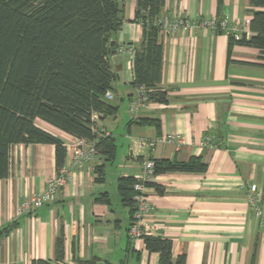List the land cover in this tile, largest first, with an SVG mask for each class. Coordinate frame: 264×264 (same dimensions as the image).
Wrapping results in <instances>:
<instances>
[{"label":"crops","instance_id":"0c3cea01","mask_svg":"<svg viewBox=\"0 0 264 264\" xmlns=\"http://www.w3.org/2000/svg\"><path fill=\"white\" fill-rule=\"evenodd\" d=\"M250 1L166 0L163 17L189 20L162 39L160 87L167 100H148L134 110L132 103L141 95L133 85L134 53L118 63L110 54L117 77L109 100L118 111L99 118L96 127L114 139L115 154L108 160L97 152L71 166L66 185L50 202L19 215L18 207L43 191L59 170L55 145L12 146L9 175L0 178V264L54 261L59 236L61 264H85L94 257L100 264H159L160 254L130 235L134 216L122 201L118 181L140 175L148 161L187 162L194 156L207 164L204 172L154 175L147 194L149 234L171 239L174 259L184 254L186 264H264V233L247 198L249 186L257 184L264 205V59L259 48L237 43L229 57V35L203 25L219 17L251 34ZM121 6L123 23L112 37L114 50L121 45L135 49L143 36L136 0H122ZM54 133L66 144L63 167L68 166L75 139ZM170 134L184 142L166 141ZM206 137L211 143L204 145ZM144 140L156 143L142 146Z\"/></svg>","mask_w":264,"mask_h":264},{"label":"trees","instance_id":"16d2710c","mask_svg":"<svg viewBox=\"0 0 264 264\" xmlns=\"http://www.w3.org/2000/svg\"><path fill=\"white\" fill-rule=\"evenodd\" d=\"M121 2L0 0V178L9 175L11 148L20 143L55 145L56 166L60 171L67 147L54 130L87 139L108 160L113 157L115 141L97 129L93 114L103 118L118 111V106L109 100L117 77L110 54L117 47L112 37L123 23ZM250 2L254 7L252 33L245 31L240 38L228 34L229 57L237 43L259 48L264 59V0ZM165 3L166 0H136L135 13L143 26V36L134 49L133 85L144 87L148 100L160 102L167 100L160 87L162 39L166 32L158 21L164 19ZM96 169L99 178L103 165ZM206 169L207 164L198 156L187 162L166 159L154 162V175ZM136 182V176H122L118 181L122 201L130 207L132 216L137 208ZM146 184L155 185L153 181ZM142 238L149 251L160 254L159 264H186L184 254L174 259L171 239L152 234H144ZM56 252L54 261L40 260L36 264H61L62 236L57 238ZM85 264H100V260L94 257Z\"/></svg>","mask_w":264,"mask_h":264},{"label":"built area","instance_id":"2783aa9c","mask_svg":"<svg viewBox=\"0 0 264 264\" xmlns=\"http://www.w3.org/2000/svg\"><path fill=\"white\" fill-rule=\"evenodd\" d=\"M159 23L163 25L164 32H172L180 26L188 25L189 20L186 17H178L174 20L164 17L158 20ZM203 25L210 27L214 32L219 30L224 31L226 34H233L236 38H240L241 34L245 32L242 26L239 24H230L226 19L218 21L216 18H212L203 22ZM118 52L121 54H126L127 52L134 53L133 47H126L121 45L118 47ZM141 95L133 101L132 108L138 110L145 102L148 101V96L145 92L144 87H140ZM111 96L110 93H108ZM99 119V114H93V120L97 123ZM108 135V134H105ZM69 146L71 155V162L68 166L60 169L58 173L50 177L47 181L46 188L38 193L31 195L26 199L17 209V214L29 213L36 208L43 206L44 204L50 202L56 194L64 187L72 174L73 165L82 164L93 158L97 153L96 146L93 142L87 139H77ZM166 141L181 145L184 140L183 137L178 134H170L167 136ZM155 140H144L141 142L142 146H154ZM211 143V138L206 137L203 144L207 145ZM154 177V162L148 161L143 172L136 176L137 182L135 183V200L137 208L134 214V221L130 228V235L134 238H142L144 234H149L150 227L147 224V218L151 211V203L148 199V190L150 186L146 183L152 181ZM247 198L251 208L254 210L256 216L259 218L262 230L264 233V205L261 201V194L258 190L257 184H252L249 186L247 191Z\"/></svg>","mask_w":264,"mask_h":264},{"label":"water","instance_id":"95a60500","mask_svg":"<svg viewBox=\"0 0 264 264\" xmlns=\"http://www.w3.org/2000/svg\"><path fill=\"white\" fill-rule=\"evenodd\" d=\"M111 54L113 55L114 62H122L124 60V54H119L117 50H112Z\"/></svg>","mask_w":264,"mask_h":264}]
</instances>
